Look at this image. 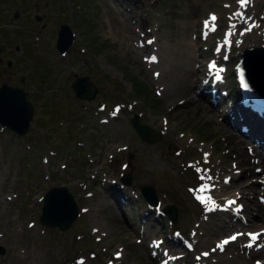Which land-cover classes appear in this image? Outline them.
I'll use <instances>...</instances> for the list:
<instances>
[{
  "label": "rangeland",
  "instance_id": "rangeland-1",
  "mask_svg": "<svg viewBox=\"0 0 264 264\" xmlns=\"http://www.w3.org/2000/svg\"><path fill=\"white\" fill-rule=\"evenodd\" d=\"M239 2L0 0V84L22 87L33 105L25 134L0 124V264H216L224 252H214L215 241L241 232L246 246V230H264V217L243 229L239 223L236 230L227 228L236 223L230 219L235 214L243 222L253 212L264 214V166L249 160L252 149L255 155L264 149L256 142L240 143L248 141L234 108L242 104L234 72L241 52L264 45V35L256 37L264 34V0H244L250 32L224 49ZM210 21L216 30H208ZM65 23L74 39L60 53L56 41ZM210 59L226 67L218 90L228 92L214 111L209 108L214 96L207 93L204 100L196 94L213 84ZM184 64L198 75L192 100L170 95L171 75ZM84 75L98 88L90 101L76 97L71 87ZM132 77L149 99L136 90ZM252 90L250 97L264 96V88ZM136 114L158 141L148 143L135 132ZM227 116L237 122L233 136L224 127ZM243 159L249 161L245 168L239 162L242 173L230 170ZM126 173L132 175L130 184L121 179ZM142 184L154 186L158 205H148ZM59 185L68 187L79 211L63 231L39 220L46 192ZM242 185H251V195L225 202L241 193ZM203 194L201 205L197 198ZM253 195L259 206L252 204V213L236 210ZM167 204L177 207L174 223L162 210Z\"/></svg>",
  "mask_w": 264,
  "mask_h": 264
},
{
  "label": "water",
  "instance_id": "water-1",
  "mask_svg": "<svg viewBox=\"0 0 264 264\" xmlns=\"http://www.w3.org/2000/svg\"><path fill=\"white\" fill-rule=\"evenodd\" d=\"M18 16V12L14 13ZM36 19H40L36 16ZM74 39V33L68 24H62L58 31L56 46L60 53H64ZM19 49V45L15 46ZM264 45L246 47L240 61L236 66V72L240 78H244L251 83L261 85L263 79L256 75L264 74ZM7 65L10 66L12 61L8 59ZM257 77V78H256ZM21 81H24V76H21ZM71 87L76 97L92 100L98 90L95 83L90 79L89 75L78 76L71 83ZM33 115V105L26 96V91L20 86L10 85L6 82L0 84V124L15 131L19 135H23L29 128L30 120ZM131 123L136 133L148 143L158 141L159 135L148 124L142 123L139 120V115L136 114ZM132 153L129 154V159ZM129 162V161H128ZM125 184H130L132 180L131 173H126L121 178ZM140 191L144 199L151 206H156L159 202L158 194L151 184H142ZM163 212L168 215L172 222H176L178 211L174 204H167L163 207ZM78 205L74 195L65 185L51 187L44 196L42 213L40 222L48 227H57L63 231L78 216ZM0 252H4V248L0 247Z\"/></svg>",
  "mask_w": 264,
  "mask_h": 264
},
{
  "label": "bare ground",
  "instance_id": "bare-ground-1",
  "mask_svg": "<svg viewBox=\"0 0 264 264\" xmlns=\"http://www.w3.org/2000/svg\"><path fill=\"white\" fill-rule=\"evenodd\" d=\"M125 1V0H124ZM237 11L235 14H232L233 16V19H232V25L231 27L229 28V30H231V32L227 31V34H226V38H225V42L223 43L224 45V48L226 49L228 46H229V43L228 40H236V38L241 35L242 33L244 32H250V29H249V23L247 24V21L249 22L250 21V18L247 16L246 17V10H247V6L243 5V3H241V6L238 5L236 6L235 8ZM245 12V15L242 14L240 15L241 13ZM214 20V19H212ZM253 20V19H252ZM111 21V20H110ZM114 22V21H113ZM211 22V21H210ZM155 25V24H154ZM234 26H237L235 29H234ZM118 27V26H117ZM195 27V26H194ZM239 27H246L247 29H244L242 31H239L237 32L238 28ZM155 29V28H154ZM153 29V30H154ZM145 32V31H144ZM118 34V32H117ZM120 34V33H119ZM126 34V33H125ZM138 34V33H137ZM150 34V33H149ZM156 34V33H154ZM133 35V34H132ZM264 34L261 35V33H259V35H257L256 37H259V39H262V36ZM118 36V35H117ZM118 39H119V36H118ZM121 39V37H120ZM126 40V39H125ZM260 41V40H258ZM125 42V41H124ZM139 43V42H138ZM152 43V42H151ZM154 44V43H153ZM187 45H188V48L190 46V42H187ZM158 46V45H157ZM156 46V47H157ZM143 47V46H142ZM128 48V47H127ZM161 48V47H160ZM143 49V48H142ZM149 49V48H148ZM155 50V49H154ZM161 52V51H160ZM153 53V52H152ZM142 54V53H141ZM187 57L186 58H189L191 56V54H187ZM157 57V56H156ZM159 62L160 59H157ZM161 61V60H160ZM171 61V60H170ZM169 61V62H170ZM187 61V60H186ZM154 62V61H152ZM164 62V64L166 63V58H164V60L162 61ZM262 62H264V60H262ZM158 64V63H157ZM169 64V63H168ZM170 66V65H168ZM216 68H218V66L216 65L215 66ZM228 67V66H227ZM152 68V67H151ZM201 68V67H200ZM170 69V68H169ZM168 70V69H167ZM171 70V69H170ZM158 74V73H157ZM217 72H215L214 70L211 71V76H214L216 75ZM158 76V75H157ZM258 77V79L261 77L263 80H264V74H260V75H256ZM256 77V78H257ZM198 80V75L196 73V71L192 68H186L185 64L181 66V68L177 71H173L172 75H171V82L169 83V89H170V95L175 97L176 95L180 94L182 95L183 97H185L186 99L188 100H192L194 98V94L193 93H196L195 90H194V86H195V83L196 81ZM224 81V74L221 75L217 80L215 81H212L213 84L209 87H204L201 91L197 92L196 94L202 96V98H204V100H207L205 98V96L207 95V93H210L211 95L214 96V102L211 103L209 105V108L212 107V110H216L215 108V105L218 104V102L221 100V97H223L224 95L220 92L221 91V88L218 90L219 86L221 83H223ZM224 84V83H223ZM168 89V90H169ZM258 89H262L261 86H259ZM256 91V88L252 90V93H254ZM168 92V91H167ZM262 93H264V90L262 91ZM250 95H252L251 93H249ZM254 100H260V101H263L264 100H261V99H264V96H260V94H258V92L256 94H253V96H251ZM249 96V99L251 98ZM180 98V97H179ZM180 101V100H179ZM184 101H186L184 99ZM207 102V101H206ZM264 105V104H263ZM235 110L239 111L238 113V116H237V119H238V123H242L244 124L245 126H248L249 129H248V133H246V138H247V142H242L240 141L241 144L245 143V145H248V144H252L253 142H256L258 143V146H261L263 147L264 149V113L262 116H260L256 111L254 110H250L248 107H247V102L245 103H242V104H239V105H235L234 106ZM250 111H249V110ZM234 116H227L224 120V127L227 129L226 131L227 132H230V134L232 135V131L231 128H233L234 126H236L237 122L235 120V117L233 118ZM233 136V135H232ZM238 137V136H237ZM236 137V139H237ZM246 140V139H245ZM257 152V151H256ZM253 157V159H252ZM249 160H252L253 163H256V164H260L262 163V165L264 166V154L262 152H257V155L254 154V151L252 149V151H250V158ZM247 159H243V160H238V162H236L235 160V164H234V167L231 168L230 170L232 171H235V173H237L238 170L241 171V168H245V166L248 164L247 161H249ZM242 164V167L240 166V163ZM242 168V169H243ZM252 168V167H251ZM146 171V168L143 169L142 172H145ZM261 171H262V174L264 176V168L262 167L261 168ZM242 173V171H241ZM238 174V173H237ZM236 174V175H237ZM142 175V173H141ZM231 176V175H230ZM233 177V176H232ZM233 182V181H232ZM236 182V181H235ZM238 183V182H237ZM243 186V187H242ZM239 186L238 190L239 194L237 195H234V197L236 198V200H240L242 199L243 197H246V193L249 195L252 191V188H251V185H247V186ZM212 192V191H211ZM251 195V194H250ZM249 197V196H248ZM255 197V195L251 196L249 198V200L246 201V203L244 202L243 204V207L242 209L245 208V211H248V213H252V210H253V207H251L252 204H255L256 206H259V204H256L255 203V199H253ZM212 198L216 199L218 197H215V196H212ZM244 199V198H243ZM102 200H104V198H102ZM201 201H203V199H201ZM216 201H218L216 199ZM243 202V201H242ZM258 203V202H257ZM261 206V205H260ZM238 207V206H237ZM108 209L112 210L113 207L112 206H108ZM114 210V209H113ZM234 211H231V213H229L228 215H234ZM227 216V215H226ZM264 217V214H259L256 215L255 212H253L250 216V218H248L247 220L245 219L243 222L242 221V218L239 217V215H236L235 214V217L232 218L230 216V219L231 220H235L236 223H233L231 222V224H228L229 227H227L228 229L230 228H234V230H236V228L238 227L237 224L239 223V227H241L240 229H243L244 228V225L246 224H249L250 222L252 223H256L257 221H260L261 218ZM229 219V220H230ZM250 219V220H249ZM122 228V227H121ZM260 229V228H259ZM18 230V229H17ZM220 232V231H219ZM217 233V232H216ZM221 233V232H220ZM244 235V234H243ZM243 235L240 234V235H237L236 237V241H232L230 242V240L225 243V242H222L221 239H219V242L217 243L215 240V242L213 243L214 245V252L215 251H220L221 249L223 250L224 252V255L223 256H218V259H217V262L216 264H221L223 262H226L227 264H251V263H254L252 260H253V257L255 258H264V237L259 239V241L262 243V246H261V243H260V247L256 250V249H253V247H249L247 244L246 246H243V244L241 243L243 241ZM219 236V235H218ZM221 236V235H220ZM219 236V237H220ZM250 239H253V238H250L248 237L247 240H250ZM238 242V243H236ZM199 245V244H198ZM212 253L213 251H211V253H208V259H211L212 257ZM34 256V255H33ZM196 257V256H195ZM201 257H206V256H199V258ZM210 257V258H209ZM34 258V257H33ZM255 260V259H254ZM258 261V260H257ZM213 262V261H212ZM20 263V262H19ZM175 264H178V263H175ZM257 264V263H256ZM259 264H264V261L261 260V262Z\"/></svg>",
  "mask_w": 264,
  "mask_h": 264
},
{
  "label": "trees",
  "instance_id": "trees-1",
  "mask_svg": "<svg viewBox=\"0 0 264 264\" xmlns=\"http://www.w3.org/2000/svg\"><path fill=\"white\" fill-rule=\"evenodd\" d=\"M130 80H131L132 84L134 85V87L136 88V90L143 92L146 96V99H149V95H147V93L142 90V85L138 82V80L135 79V77L130 78Z\"/></svg>",
  "mask_w": 264,
  "mask_h": 264
},
{
  "label": "snow or ice",
  "instance_id": "snow-or-ice-1",
  "mask_svg": "<svg viewBox=\"0 0 264 264\" xmlns=\"http://www.w3.org/2000/svg\"><path fill=\"white\" fill-rule=\"evenodd\" d=\"M241 2H244V0H241ZM213 19H215V17L213 16ZM236 237H232V239H235ZM228 241L226 240L225 243H227Z\"/></svg>",
  "mask_w": 264,
  "mask_h": 264
}]
</instances>
